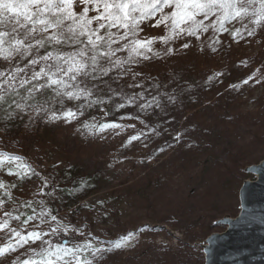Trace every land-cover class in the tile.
<instances>
[{"label":"rangeland","instance_id":"1","mask_svg":"<svg viewBox=\"0 0 264 264\" xmlns=\"http://www.w3.org/2000/svg\"><path fill=\"white\" fill-rule=\"evenodd\" d=\"M219 39L215 52L208 48L211 40L195 41L170 56L141 61L133 66L140 73L135 80L129 73L111 85L133 95L142 89L128 85L138 82L147 99L157 96L161 108L141 113L144 101H138L116 111L121 102L116 97L103 105L112 110L108 116L97 106L70 124L46 117L29 123L27 116L9 122L0 115V151L21 157L49 178L55 198L48 204L61 217L104 246L135 233L128 246L105 252L99 264H204L206 238L225 230L216 221L238 214L239 189L254 179L245 169L264 159V32L239 43L227 33ZM181 43L172 46L179 49ZM86 121L123 128L93 134L81 128ZM138 133L147 135L124 146ZM80 174L84 178L74 186ZM0 181L17 185L10 190L16 202L40 199L39 179L18 181L0 173ZM0 200L9 204L3 191ZM53 239L71 246L83 236Z\"/></svg>","mask_w":264,"mask_h":264},{"label":"snow or ice","instance_id":"2","mask_svg":"<svg viewBox=\"0 0 264 264\" xmlns=\"http://www.w3.org/2000/svg\"><path fill=\"white\" fill-rule=\"evenodd\" d=\"M149 29L162 34L151 35ZM258 30L264 32V0H0V115L9 122L27 116L29 123L46 117L70 124L97 106L108 116L112 110L103 105L116 97L121 101L115 104L116 111L138 101H144L139 104L141 113L161 108L157 96L147 99L138 82L128 85L142 89L133 95L111 85L129 73L135 80L140 73L133 72V66L141 61L170 56L206 39L215 52L225 33L239 43ZM176 41H182L179 49L172 46ZM156 43L165 46L162 51L154 50ZM255 75L242 82L247 84ZM81 128L102 133L123 126L86 121ZM146 135H133L124 146ZM174 139L179 142L180 135ZM0 173L18 181H42L40 199L23 203L12 200L10 190L16 184L0 181L9 204H17L10 208L0 200V264H99L105 252L128 246L135 236L128 233L104 246L65 220L48 204L55 198V186L19 156L0 151ZM20 209L30 214L25 216ZM61 234L83 240L68 246L53 239Z\"/></svg>","mask_w":264,"mask_h":264},{"label":"water","instance_id":"3","mask_svg":"<svg viewBox=\"0 0 264 264\" xmlns=\"http://www.w3.org/2000/svg\"><path fill=\"white\" fill-rule=\"evenodd\" d=\"M245 171L254 179L239 189L238 214L216 221L225 230L206 238L204 264H264V159Z\"/></svg>","mask_w":264,"mask_h":264},{"label":"trees","instance_id":"4","mask_svg":"<svg viewBox=\"0 0 264 264\" xmlns=\"http://www.w3.org/2000/svg\"><path fill=\"white\" fill-rule=\"evenodd\" d=\"M83 178H84V174H83V175H82V174L78 175V176L74 179L75 182L73 181V182H74V183H73L74 186H78V184L80 183V180L83 179Z\"/></svg>","mask_w":264,"mask_h":264}]
</instances>
